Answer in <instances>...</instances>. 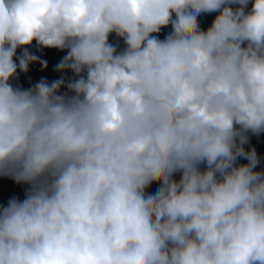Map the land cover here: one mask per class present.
I'll list each match as a JSON object with an SVG mask.
<instances>
[{"label": "clouds", "instance_id": "1", "mask_svg": "<svg viewBox=\"0 0 264 264\" xmlns=\"http://www.w3.org/2000/svg\"><path fill=\"white\" fill-rule=\"evenodd\" d=\"M262 134L264 0H0V264H264Z\"/></svg>", "mask_w": 264, "mask_h": 264}, {"label": "rangeland", "instance_id": "2", "mask_svg": "<svg viewBox=\"0 0 264 264\" xmlns=\"http://www.w3.org/2000/svg\"><path fill=\"white\" fill-rule=\"evenodd\" d=\"M111 42L117 43L118 41L113 36L111 38ZM120 46L123 47V42L119 41ZM19 54V53H18ZM55 66L47 67V69H44L41 67L40 64L35 63L33 65H30L29 72L27 74L20 73V79L18 81H15L16 84L23 88H28L30 86H33L35 83H38L40 79L44 78L47 79L49 82L58 79L61 75L60 73L55 72ZM65 76L68 78H71V73H65ZM62 91H66V89H62ZM264 134H262L260 137H250V143L249 145H245V148L248 149L250 147H255L257 150L258 155L261 157V164L257 167L256 170H262L264 169V144H263ZM241 163H247L246 160L241 159ZM176 178L178 179L179 176L177 174ZM25 185H17L12 180L4 177H0V205L6 206L8 203V200L12 197H16L20 200H23L25 197ZM158 185H153L149 191H154Z\"/></svg>", "mask_w": 264, "mask_h": 264}, {"label": "trees", "instance_id": "3", "mask_svg": "<svg viewBox=\"0 0 264 264\" xmlns=\"http://www.w3.org/2000/svg\"><path fill=\"white\" fill-rule=\"evenodd\" d=\"M210 21H211V17L206 18L205 26H207V24H210ZM167 31L168 30H164V33L161 34V38H163V35L166 34ZM29 51L37 55L41 61H46L49 67L57 65L59 61L62 59V57L66 55V52H61L55 49L38 50L35 46V43L29 49ZM37 63L40 64L39 61ZM263 144H264V139H263Z\"/></svg>", "mask_w": 264, "mask_h": 264}]
</instances>
